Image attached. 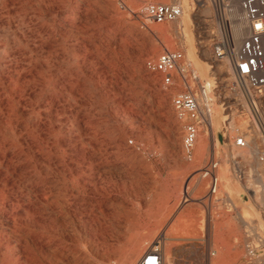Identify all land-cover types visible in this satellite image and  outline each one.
Here are the masks:
<instances>
[{
	"label": "rangeland",
	"instance_id": "374dc122",
	"mask_svg": "<svg viewBox=\"0 0 264 264\" xmlns=\"http://www.w3.org/2000/svg\"><path fill=\"white\" fill-rule=\"evenodd\" d=\"M179 2L189 10L188 28L181 20L159 24L139 14L149 3ZM215 7L212 0H0V159L5 158L0 187L7 182L23 194L19 216L28 222L34 244L31 261L21 251V264H66L57 246L61 233L69 248L80 236V264H101L96 249L136 233L146 241L134 264L148 250L167 247L172 264H264V234L240 216L247 208L246 181L257 175L243 158L231 160L239 149L236 139L246 136L259 145L264 160V96L241 88L226 61L214 59L215 42L234 24ZM162 28L169 29L166 36L157 33ZM152 40L158 47L153 53ZM166 49L183 52V64L191 62L200 79L213 86L212 111L218 109V118L208 140L211 150L194 161L186 159L185 123L173 110V97L182 88L165 87L145 67ZM199 62L211 65L212 72L200 75ZM252 101L259 112H251ZM207 131L203 126L200 135ZM211 161L219 163L214 195L209 177L203 187L197 185ZM221 172L232 176L236 189L226 190ZM30 189L31 205L25 200ZM180 220L183 224L174 227Z\"/></svg>",
	"mask_w": 264,
	"mask_h": 264
},
{
	"label": "built area",
	"instance_id": "2783aa9c",
	"mask_svg": "<svg viewBox=\"0 0 264 264\" xmlns=\"http://www.w3.org/2000/svg\"><path fill=\"white\" fill-rule=\"evenodd\" d=\"M213 4L223 13L243 24L245 33L240 43L233 47L228 33L215 42L214 59H229L237 83L241 88L252 90L256 95L264 96V0H212ZM237 9L239 19L232 16ZM183 7L179 4L149 3L139 14L156 23L175 22L183 15ZM138 14V13H137ZM221 39V40H220ZM185 55L179 50L166 49L157 59L148 60L145 67L160 77L167 88L179 90L173 97L174 109L184 124L183 150L188 161L195 159V146L200 130L205 126L211 130L213 117V86L200 79L191 62L183 64ZM246 83V84H245ZM213 135L211 136V138ZM238 147H246L245 137L236 139ZM217 161H211L202 170L203 176L210 178V191L214 195L218 191L219 178L216 171ZM264 215V188L263 207ZM137 264H165L163 251L154 248L145 252Z\"/></svg>",
	"mask_w": 264,
	"mask_h": 264
},
{
	"label": "bare ground",
	"instance_id": "6f19581e",
	"mask_svg": "<svg viewBox=\"0 0 264 264\" xmlns=\"http://www.w3.org/2000/svg\"><path fill=\"white\" fill-rule=\"evenodd\" d=\"M175 2V1H174ZM194 3V2H193ZM206 3V2H205ZM179 5H181L183 7V15L182 17L179 19L180 21V25H186V27L189 25L190 23V15L187 11V9H185V6L182 4V3H178ZM189 5V3H188ZM206 8V7H205ZM216 8V7H215ZM196 10V9H195ZM201 11V10H200ZM211 10L210 8L208 7L207 10H206V13H209ZM203 12V11H202ZM195 13V12H194ZM220 12H218L219 14ZM194 15V14H193ZM192 15V16H193ZM196 15V14H195ZM227 15H225V18H226ZM232 16L236 19V21L239 19V14H238V10L235 9L233 10L232 12ZM192 18V17H191ZM223 18V17H222ZM146 21V19H145ZM178 21V20H177ZM228 21V20H227ZM231 22V21H229ZM176 23V21L174 22ZM234 23V21H233ZM164 24V23H163ZM167 24V23H166ZM221 24V23H220ZM219 24V25H220ZM223 24V23H222ZM225 24V23H224ZM223 24V25H224ZM232 24V23H230ZM213 25V24H212ZM222 25V26H223ZM226 25V24H225ZM193 26V25H192ZM229 26V25H228ZM138 27V26H136ZM154 27V26H153ZM156 27V26H155ZM159 27V26H157ZM161 27V26H160ZM152 28V27H151ZM188 28V27H187ZM222 28V27H221ZM150 29V28H149ZM137 30V29H135ZM169 29L167 28H162V29H159L157 30V33H162L164 36H166L169 32H168ZM188 30V29H187ZM152 31V30H151ZM186 31V30H185ZM184 31V32H185ZM154 32V31H153ZM179 32V31H178ZM156 33V34H157ZM190 33V32H189ZM244 33H245V30H244V27H243V24L239 21H237L233 27V29L231 30V34L229 35V38H230V44L233 46V47H236L242 37L244 36ZM161 35V34H160ZM178 35V34H177ZM181 35V34H180ZM179 35V36H180ZM208 35V34H207ZM225 35V34H223ZM163 36V38H164ZM178 36V37H179ZM193 36V35H192ZM173 37V36H172ZM184 37V36H183ZM162 38V39H163ZM182 38V37H181ZM149 39V37H148ZM169 39V38H168ZM174 39V38H173ZM208 39V38H207ZM187 41V40H186ZM157 42V41H156ZM152 44V47H151V52H156L158 50V47H157V44L155 43V40L151 41L150 42ZM207 43V42H206ZM165 44V43H163ZM210 44V43H209ZM236 45V46H235ZM127 46V45H126ZM130 46V44H129ZM183 47V46H182ZM160 50V49H159ZM185 50V49H184ZM205 50V49H204ZM212 50V49H211ZM186 52V51H185ZM188 52V51H187ZM206 52V51H205ZM22 54V53H21ZM34 54V52H33ZM188 54V53H187ZM205 54V53H204ZM38 55V53H37ZM190 55L191 56H195L194 54V51L193 49H191L190 51ZM207 55V53H206ZM17 56V55H16ZM23 56V55H22ZM29 56V55H27ZM40 56V55H39ZM38 56V57H39ZM188 56V55H187ZM198 56V55H197ZM211 56V55H210ZM26 57V56H25ZM37 57V56H36ZM41 57V56H40ZM214 57V56H213ZM211 57V58H213ZM30 58H32V56H30ZM34 58V57H33ZM13 59V58H12ZM140 59V58H139ZM8 60V59H7ZM22 60V59H21ZM33 60V59H32ZM214 60V59H213ZM139 61V60H138ZM137 61V62H138ZM217 61V60H216ZM215 61V62H216ZM226 63L228 64L229 68H228V71H231L232 70V73L233 72V67H232V64L230 62L229 59H225ZM18 62V61H17ZM27 62V61H26ZM189 62V61H188ZM198 62V61H197ZM12 63V62H11ZM32 63V62H31ZM35 63L37 64V62L35 61ZM210 63V62H209ZM218 63V62H217ZM5 64V62L3 63ZM29 64V63H27ZM200 62L198 63V68H199V73L200 75H209L211 72H212V66L211 65H208V67H205L203 65H199ZM33 65V64H32ZM35 66V65H34ZM224 66V65H223ZM30 67V66H29ZM5 68V67H4ZM8 67H6L7 69ZM24 67H22L23 69ZM42 68V67H41ZM141 68V67H140ZM218 68V67H217ZM216 68V69H217ZM38 69V68H37ZM3 70V69H2ZM18 71L20 72V69H15V71ZM215 70V69H214ZM12 71V70H11ZM44 71V69H43ZM141 71V70H140ZM39 72V71H38ZM144 72V70H142V73ZM221 72V71H220ZM3 73V72H2ZM41 73V72H40ZM198 73V72H197ZM18 74V73H17ZM20 74V73H19ZM148 74V73H147ZM3 75V74H2ZM8 75V74H7ZM215 75V74H214ZM233 75V74H232ZM4 76V75H3ZM10 76V75H9ZM211 76V75H210ZM223 76V75H222ZM2 77V76H1ZM236 76H234L235 78ZM18 78V77H17ZM12 80V79H11ZM10 80V81H11ZM33 80V79H32ZM31 80V81H32ZM154 80V78H153ZM237 78L235 79V82H236ZM14 81V80H13ZM156 82V80H154ZM24 82V80H23ZM158 83V82H157ZM229 83V82H228ZM9 84V83H8ZM17 84H21V83H18ZM29 84V83H28ZM27 84V85H28ZM246 84V83H245ZM26 85V86H27ZM14 86V85H13ZM16 86V85H15ZM20 86V85H18ZM23 86V85H21ZM24 87V86H23ZM21 88V87H20ZM236 88V87H235ZM158 89V88H157ZM10 90V89H8ZM24 90V89H23ZM240 90V89H239ZM21 92V91H20ZM161 92V91H160ZM241 93V92H240ZM159 95V94H158ZM240 95V94H239ZM163 96V95H162ZM241 96H243L241 94ZM22 98V97H21ZM166 98V97H165ZM164 98V99H165ZM244 98V96H243ZM19 100V99H18ZM16 101V100H14ZM13 101V102H14ZM20 101V100H19ZM245 100H243V103H244ZM18 103V101H17ZM246 105V104H245ZM16 106V104H15ZM20 107V106H19ZM174 107V106H173ZM246 107V106H245ZM249 107V105H248ZM251 112L252 110L256 111V112H259V107H258V103L256 101H252V106H251ZM19 109V108H18ZM263 109V108H262ZM17 110V109H16ZM175 110V109H173ZM215 111V115H213L212 117V123H211V130H208L206 135L205 136H202L199 134V137H198V140H197V143H196V146H195V157L197 158H201V157H205L207 155V153L209 152V138H211V135H213V130H214V122H215V119L218 118V109L215 108L214 109ZM246 110H249V109H246ZM245 110V111H246ZM171 111V110H170ZM250 111V110H249ZM175 112V111H174ZM247 112V111H246ZM245 112V113H246ZM261 113V112H260ZM250 114V112H249ZM15 115V113H14ZM174 115V114H172ZM236 115V114H234ZM238 115V114H237ZM20 117V116H19ZM175 117V116H174ZM215 117V119H214ZM227 117V116H226ZM237 117V116H236ZM18 118V117H16ZM251 118V117H250ZM13 119V118H12ZM239 119V117H238ZM219 120V119H218ZM19 121V120H18ZM217 121V120H216ZM236 121V120H235ZM255 122V121H254ZM14 123V122H13ZM12 123V124H13ZM18 124V123H17ZM238 124V123H237ZM254 124V123H253ZM255 126V125H254ZM6 128V126H4ZM29 127V126H28ZM241 127V126H240ZM239 127V128H240ZM244 127V126H243ZM242 127V128H243ZM16 128V127H15ZM231 128V127H230ZM238 128V127H237ZM7 129V128H6ZM12 129V128H11ZM30 129V128H29ZM255 129V128H254ZM6 131V130H5ZM4 131V132H5ZM31 131V130H30ZM232 131V130H231ZM3 132V133H4ZM9 132V131H8ZM16 132V131H15ZM27 132V131H26ZM258 132V131H257ZM22 133V132H21ZM201 133V132H200ZM205 133V132H204ZM246 133V132H245ZM7 134V133H6ZM5 134V135H6ZM28 134V133H27ZM204 135V134H203ZM21 136V135H20ZM6 137V136H5ZM15 137V136H14ZM246 140H247V146L242 148V147H237L239 148L238 150L234 151L231 155V160L233 161V163L235 162V160L238 158V157H241L243 158V160L245 161L246 164H248L252 171L256 173V178H252L253 179H248L246 181V187H247V190H248V197H247V200H246V209L240 214L241 216V222L243 224H246L247 227H249L251 230H260L261 233L264 234V220L262 219L263 217H261L263 215L260 216V213H259V208H262L263 207V188H264V160L261 159V156H260V150L258 148V146L253 142H252V139H250L249 137H245ZM17 139V138H16ZM212 139V138H211ZM261 139V138H260ZM38 140V139H37ZM175 140V139H174ZM9 141V140H8ZM11 141V140H10ZM14 141V140H13ZM25 141V140H24ZM39 142V141H38ZM15 143V142H14ZM18 143V142H17ZM21 143V142H20ZM27 143V142H26ZM173 143V142H172ZM213 143V141H212ZM216 143V141H215ZM13 144V143H12ZM217 144V143H216ZM215 144V145H216ZM28 145V144H27ZM30 145V144H29ZM212 145V144H211ZM19 146H22V145H19ZM2 147V146H0ZM30 147V146H29ZM42 147V146H41ZM22 148V147H21ZM216 148V147H215ZM219 148V147H217ZM216 148V149H217ZM221 148V147H220ZM31 149V148H29ZM45 149V148H44ZM224 149V148H223ZM231 149V148H230ZM23 150V149H22ZM211 150V149H210ZM47 151V150H46ZM45 151V152H46ZM32 152V151H31ZM50 152V151H49ZM218 152V151H217ZM222 152V151H221ZM25 153V152H24ZM48 153V152H47ZM219 153V152H218ZM227 153V152H226ZM224 153V154H226ZM12 154V153H11ZM15 154V153H14ZM26 154V153H25ZM263 155V154H262ZM27 156V155H26ZM33 156V155H31ZM264 156V155H263ZM27 158V157H26ZM29 158V157H28ZM27 158V159H28ZM264 158V157H262ZM5 158H2L0 159V169L2 168V165H3V160ZM26 159V160H27ZM31 159H34L33 157ZM7 160V159H6ZM11 161V160H9ZM15 161V159H14ZM13 162V161H12ZM33 162V161H32ZM227 162V160H226ZM242 162V161H241ZM51 163V162H50ZM232 163V162H231ZM35 164V163H34ZM34 164H31V169H33V165ZM39 164V163H38ZM37 166V164H35ZM42 165V164H41ZM40 165V166H41ZM44 165V163H43ZM233 165V164H232ZM49 166V165H48ZM51 166V165H50ZM49 166V168H50ZM227 166V165H226ZM10 167V166H9ZM33 167V168H32ZM47 167V166H45ZM12 168V167H11ZM42 168V167H41ZM30 171H33L31 170ZM40 169V168H39ZM45 169V168H44ZM226 169V168H224ZM42 170V169H40ZM46 170V169H45ZM51 170V169H50ZM233 170V169H232ZM6 171V169H5ZM9 171V170H8ZM13 172V170H11ZM39 171V170H38ZM229 172V168L226 169V172ZM234 171V170H233ZM10 172V171H9ZM37 172V170H36ZM47 172V170H46ZM55 172V171H54ZM222 173V178L223 180H221V182L223 183L222 185L226 188L227 191L231 192L232 187L231 188V177L229 176V174L227 173ZM43 173V172H42ZM18 174V173H17ZM37 174V173H36ZM56 174V173H55ZM11 175V174H10ZM14 175V174H12ZM19 175V174H18ZM27 176V174H25ZM29 175V174H28ZM32 175V173H31ZM41 175V174H39ZM253 175V174H252ZM23 176V175H22ZM25 176V177H26ZM30 176V175H29ZM36 176V175H34ZM38 176V174H37ZM51 176V175H50ZM58 176V174H57ZM63 176V175H61ZM201 178H197V185L203 187L204 184H205V181L203 180L204 176L203 174H201ZM218 176V175H217ZM249 176V175H248ZM17 177V176H16ZM21 177V176H20ZM39 177V176H38ZM41 177V176H40ZM45 176H43L44 178ZM53 177V176H52ZM59 177V176H58ZM243 177V175H242ZM11 178V177H10ZM22 178V177H21ZM51 178V177H50ZM64 178V177H63ZM62 178V179H63ZM16 179V178H15ZM23 179V178H22ZM237 178H235L234 180H236ZM25 180V179H24ZM57 180V179H56ZM233 180V179H232ZM244 180V179H243ZM242 180V181H243ZM2 181V180H1ZM17 181V179H16ZM29 181V180H27ZM58 181V180H57ZM19 182V181H17ZM30 182V181H29ZM63 182H64V179H63ZM62 182V183H63ZM57 183V182H56ZM236 183V182H235ZM243 183V182H242ZM52 183H50L49 185H51ZM16 185V183H15ZM63 185V184H62ZM233 185V184H232ZM245 185V184H243ZM25 186V185H23ZM66 186V185H65ZM20 187V185H19ZM239 187V186H238ZM21 188V187H20ZM24 188V187H23ZM29 188V187H28ZM235 188V187H234ZM233 188V190H234ZM66 189V188H65ZM236 189V188H235ZM238 189V188H237ZM60 190V189H59ZM239 190V189H238ZM21 191V190H20ZM34 191V190H33ZM32 190L30 189L29 191H27L26 195H25V200L31 205L32 204V194H31ZM235 192V191H234ZM237 192V191H236ZM235 192V193H236ZM239 193V192H238ZM242 193V192H241ZM17 194V195H16ZM68 194V193H67ZM231 194V193H230ZM247 194V192H246ZM31 195V196H30ZM36 195V194H35ZM53 195V194H52ZM57 196V195H56ZM60 196V195H59ZM246 196V195H244ZM23 197V194L22 195H18V193L15 191V188L13 186L11 187H8L7 185V182L3 183V186L0 187V218H3L4 221H5V225H0V264H21V260H22V256L21 254L23 255V253H21V251H24L25 252V255H23L25 257V261L26 262H29L32 260V252L30 251L31 250V244H34L31 242L30 240V230H28V222L25 224V222H21L23 219L19 216V209L20 207H22V204L20 203V199ZM58 197V196H57ZM57 197H55L54 195V199ZM62 197V196H61ZM66 197V196H65ZM37 199H38V196H37ZM48 199V198H47ZM60 199H63L60 198ZM66 199V198H65ZM64 199V200H65ZM43 200V199H42ZM233 200V199H232ZM24 201V200H23ZM48 201V200H47ZM53 201V200H51ZM55 201V200H54ZM58 201V199H57ZM61 201V203H63V200H59ZM26 203V202H25ZM52 203V202H51ZM38 204V203H37ZM48 204V203H47ZM29 205V206H30ZM57 205V204H56ZM55 205V206H56ZM51 206V204H50ZM62 206V204H61ZM65 206V205H64ZM68 206V205H67ZM74 206V205H73ZM43 207L45 208L46 206L43 205ZM71 207V206H70ZM236 207V205H235ZM244 207V205H243ZM68 208V207H67ZM239 208V207H238ZM237 208V209H238ZM23 209V207H22ZM28 209V208H27ZM61 209V208H60ZM66 210V208H65ZM68 210V209H67ZM27 211V210H26ZM53 211V210H52ZM55 211V210H54ZM242 211V210H241ZM29 212L27 211V214ZM69 213V212H68ZM26 216H29L27 215ZM33 214V212H32ZM56 214V213H54ZM58 215V214H57ZM56 215V216H57ZM60 215V214H59ZM67 215V213H66ZM65 215V216H66ZM70 214H68L69 216ZM72 216V215H70ZM74 216V215H73ZM58 217V216H57ZM22 220H21V219ZM28 217H26L27 219ZM67 218V217H66ZM75 218V217H74ZM68 219V218H67ZM250 219V220H249ZM63 220V218H62ZM66 220V219H65ZM214 220V219H213ZM248 220V221H247ZM28 221V220H27ZM34 221V220H33ZM69 221V220H68ZM80 222H81V219H80ZM67 223V222H66ZM79 223V222H78ZM176 223V222H175ZM182 223L183 224V221H178V223L175 224L174 227H177L179 226V224ZM31 224V223H30ZM46 224V223H45ZM67 225V224H66ZM74 225V224H73ZM80 227V226H79ZM134 228L138 229V227L136 225H134ZM33 230V229H32ZM63 230V228H62ZM69 230V228H68ZM79 230V228H78ZM81 230V229H80ZM46 231V230H45ZM75 231V230H73ZM67 232V231H66ZM76 232V231H75ZM85 232V231H84ZM259 232V231H258ZM69 234V233H68ZM262 234V235H263ZM71 235V234H70ZM87 235V234H86ZM251 235V234H250ZM56 236V235H55ZM58 236V235H57ZM61 238L58 240L57 242V246L58 247H62V254H61V258L63 261L66 262V264H80V256H79V250H78V245H79V239L80 236L75 239L74 243H73V246L75 245V247L73 248H69V243H68V240L67 238L64 237L63 233H61ZM96 236V235H95ZM254 236V235H253ZM84 237V236H83ZM165 240L168 239V235L165 234L164 236H162ZM41 238H44V236H41ZM47 238V237H46ZM170 238V237H169ZM177 238V237H176ZM180 238V237H179ZM185 238V237H184ZM264 238V237H263ZM83 239V238H82ZM148 239V237H147ZM86 240V239H85ZM88 240V238H87ZM54 241L53 239V236L50 238L48 237V243L49 242H52ZM93 241V240H92ZM145 236L141 233H136L133 237L131 238H128L126 236H117V239L115 240V246L114 244H112L113 246H111L109 248V246L106 248V250H98V249H94L95 252V257L99 258L100 259V262L101 264H134L137 260V258L141 255V253L143 252V249H144V243H145ZM262 241V239H261ZM71 242V241H70ZM87 242V241H86ZM106 242V241H104ZM88 243L89 240H88ZM87 243V244H88ZM262 243V242H261ZM264 243V242H263ZM82 244V243H81ZM150 244V243H149ZM43 245V244H42ZM109 245L108 242H106V245L107 246ZM251 245V244H250ZM151 246V244H150ZM175 246V245H174ZM42 247V246H41ZM149 247V246H148ZM170 247V246H169ZM248 247V246H247ZM100 248V247H99ZM93 249V248H92ZM5 250V251H4ZM46 250V249H45ZM91 250V248L89 249ZM93 250V251H94ZM33 251V250H32ZM37 251V250H35ZM64 251V252H63ZM56 253V252H55ZM53 253V254H55ZM92 254V253H91ZM90 254V255H91ZM213 254V253H212ZM216 254V252H215ZM58 255V254H57ZM218 255V254H217ZM250 255V254H249ZM54 256V255H53ZM163 256H164V261H165V264H172V257L170 255V249L167 247L165 249V251L163 252ZM211 257V256H210ZM40 258L41 260V257H38ZM55 258V257H54ZM36 259V258H35ZM92 259V258H91ZM96 259V258H95ZM39 260V259H38ZM53 260V259H52ZM34 261V260H33ZM264 262V261H263ZM41 264V263H40ZM237 264V263H236Z\"/></svg>",
	"mask_w": 264,
	"mask_h": 264
}]
</instances>
